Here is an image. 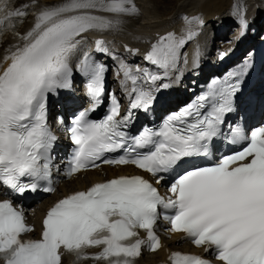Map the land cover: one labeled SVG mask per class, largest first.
Instances as JSON below:
<instances>
[{
  "label": "snow or ice",
  "instance_id": "6c2138e0",
  "mask_svg": "<svg viewBox=\"0 0 264 264\" xmlns=\"http://www.w3.org/2000/svg\"><path fill=\"white\" fill-rule=\"evenodd\" d=\"M235 12L246 28L239 3ZM29 16L31 27L20 32ZM125 16H139L133 0H60L50 6L0 0V39L9 33L16 41L0 51V185L13 196L55 191L51 177L58 138L48 124L49 102L61 91H72L75 75L85 80L90 106L75 112L67 128L75 148L65 176L106 164L132 165L152 177L119 175L61 198L47 211L39 239H24L35 231L24 210L12 199L0 200V264H61L64 253L74 255V264H137L143 248L161 247L160 219L170 225L168 231L184 233L221 264H264V125L246 131V121L242 128L228 119L243 111L239 98L252 65L213 80L208 91L168 114L159 127L133 134L136 112H148L157 94L181 79L179 65L187 63L183 50L205 22L184 16L188 27L181 35L170 32L151 43L144 60L157 71L134 69L97 39L95 51L118 61L128 109L122 115L121 102L110 91L106 115L91 119L104 102L108 65L85 49L87 34L123 30ZM125 51L139 52L127 45ZM217 140L241 148L212 166L196 165ZM165 180L168 198L155 186ZM90 248L99 251L89 253ZM169 259L171 264H212L180 252Z\"/></svg>",
  "mask_w": 264,
  "mask_h": 264
},
{
  "label": "bare ground",
  "instance_id": "6f19581e",
  "mask_svg": "<svg viewBox=\"0 0 264 264\" xmlns=\"http://www.w3.org/2000/svg\"><path fill=\"white\" fill-rule=\"evenodd\" d=\"M16 2L22 4L31 2V0H16ZM59 2L60 0H38V3L42 6H50ZM133 2L139 9V16L122 17L126 22L123 30L88 33V42L85 47H89L92 39L96 35H99L109 50L118 49V52L113 53L121 59H124V61L131 65L137 63L141 66L147 63L143 57L151 43L155 42L159 36L170 32L179 36L185 31L188 25L182 17L187 16L190 20L194 17L203 19L205 23L204 27L199 29L200 35L183 50L187 53V63L181 62L179 65L181 79L179 82L173 83L170 89L171 93L169 95L172 99H174L173 97L176 95V92L182 93L184 87L193 88L200 82H203L208 75L214 73L216 67L221 63L224 64L225 62H232L237 59L239 56L237 51L242 50L241 47L244 41L235 45L238 40L237 31H232V35H229L227 31L232 27L231 23L228 22L225 25L230 16L231 0H133ZM254 2L257 4L258 2H264V0H243V14L246 18H250L251 6ZM256 20L264 22V18L256 17ZM32 23L33 20L27 17L18 30L24 32L31 27ZM195 26L194 23L192 27ZM210 36L213 37V43L209 46V52L207 53L206 48L210 44ZM3 38L6 45L16 43L11 35L5 34ZM124 45H128L131 49H138V54L133 55L128 51H123ZM221 53L226 54L223 59H220ZM242 55L240 54V57ZM127 56L129 57L125 59ZM197 62L200 66H197ZM112 64L117 65L118 61L114 60ZM112 80L117 81V77L113 75ZM127 168L128 166H122L117 169L105 167L104 169L107 172L106 175H110L114 172L127 170ZM102 177V174L96 170H88L84 176L78 175L66 181L64 186L61 187V192H65L67 188L82 187L92 179ZM0 192L2 191L0 190ZM49 199L47 198L46 201ZM44 200L42 207L46 203ZM171 239L172 237L167 238L166 241L172 246L178 247ZM186 244L184 242L179 247L185 248ZM195 250L199 251L200 249L195 248ZM148 256L151 259L162 257L163 252L162 250H157Z\"/></svg>",
  "mask_w": 264,
  "mask_h": 264
},
{
  "label": "rangeland",
  "instance_id": "374dc122",
  "mask_svg": "<svg viewBox=\"0 0 264 264\" xmlns=\"http://www.w3.org/2000/svg\"><path fill=\"white\" fill-rule=\"evenodd\" d=\"M263 17V16H262ZM264 18V17H263ZM263 18H261V19H263ZM260 25V27H261V24H259ZM229 35H232V34H229ZM129 56H127V57H125V59L126 58H128ZM124 60V59H123ZM113 88H115V86H113Z\"/></svg>",
  "mask_w": 264,
  "mask_h": 264
}]
</instances>
